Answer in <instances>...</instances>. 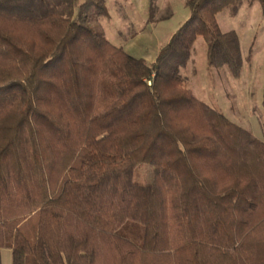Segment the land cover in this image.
Wrapping results in <instances>:
<instances>
[{
  "label": "trees",
  "instance_id": "trees-1",
  "mask_svg": "<svg viewBox=\"0 0 264 264\" xmlns=\"http://www.w3.org/2000/svg\"><path fill=\"white\" fill-rule=\"evenodd\" d=\"M239 3L186 0L188 19L147 64L107 41L104 0H0V250L12 264H264V141L180 75L202 37L207 65L239 77L238 38L216 20ZM141 164L148 185L133 181ZM127 223L139 241L120 233Z\"/></svg>",
  "mask_w": 264,
  "mask_h": 264
},
{
  "label": "rangeland",
  "instance_id": "rangeland-1",
  "mask_svg": "<svg viewBox=\"0 0 264 264\" xmlns=\"http://www.w3.org/2000/svg\"><path fill=\"white\" fill-rule=\"evenodd\" d=\"M185 1L154 0L150 10L149 0H137V7L130 10L122 2L115 5L107 0L108 16L100 18L99 24L112 45L122 47L134 58L152 63L159 50L188 19ZM216 20L222 33L234 32L238 38L242 61L239 77H231L224 67L207 65L206 44L202 37L194 42L190 61L180 69V75L197 99L264 141V0H240L235 14L225 8L216 15ZM133 181L150 184L151 166H137ZM120 233L137 242L142 229L127 223ZM0 264H12L9 249L0 250Z\"/></svg>",
  "mask_w": 264,
  "mask_h": 264
},
{
  "label": "crops",
  "instance_id": "crops-1",
  "mask_svg": "<svg viewBox=\"0 0 264 264\" xmlns=\"http://www.w3.org/2000/svg\"><path fill=\"white\" fill-rule=\"evenodd\" d=\"M114 3H115V5H117V2H122L123 3V6L124 7H127L128 9H130V10H132V9H134V8H136L137 7V5H138V2H137V0H112ZM104 3H105V5L107 4V0H104ZM185 4V3H184ZM142 5V4H141ZM107 7V6H106ZM148 7H149V5H148ZM103 19H106V18H103ZM101 24H103V22H100ZM103 32H104V30H103ZM104 36H105V34H104ZM108 41V40H107ZM109 42V41H108ZM110 43V42H109ZM122 48V47H121ZM147 63V62H146ZM153 63V62H152ZM152 63H147V64H152Z\"/></svg>",
  "mask_w": 264,
  "mask_h": 264
}]
</instances>
